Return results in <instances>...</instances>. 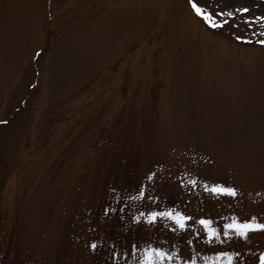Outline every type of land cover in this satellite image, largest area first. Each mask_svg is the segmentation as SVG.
<instances>
[{
    "label": "rangeland",
    "instance_id": "374dc122",
    "mask_svg": "<svg viewBox=\"0 0 264 264\" xmlns=\"http://www.w3.org/2000/svg\"><path fill=\"white\" fill-rule=\"evenodd\" d=\"M197 2L250 12L212 28L189 0H0V264H126L144 240L254 264L264 232L206 244L196 221L264 217V45L235 38L264 0ZM168 207L183 231L132 219Z\"/></svg>",
    "mask_w": 264,
    "mask_h": 264
},
{
    "label": "snow or ice",
    "instance_id": "6c2138e0",
    "mask_svg": "<svg viewBox=\"0 0 264 264\" xmlns=\"http://www.w3.org/2000/svg\"><path fill=\"white\" fill-rule=\"evenodd\" d=\"M191 8L195 14L200 16L210 27L219 28L228 22L224 17L233 18L237 13L243 14L250 12L248 7L240 6L235 10H226L224 12L217 11L215 14L205 11L201 6H198L197 0H189ZM219 17V19H218ZM244 23H247L249 28L253 26L255 22H261L260 27L254 31L251 38L245 36L235 37L237 40H243L244 42H255L260 45H264V39H256L257 36H264V13L258 16H246L243 19ZM237 25H234V27ZM0 123H7L6 120H0ZM148 180L153 179V175L147 176ZM195 183V181H190ZM205 190L216 194H226L228 196H235L237 190L231 186H225L221 183H213L211 187L205 185ZM145 195L144 188L139 189V196ZM151 199V197H149ZM135 221L145 220L148 224H155L158 220L171 221L174 224L172 228L173 232L183 231L188 227L187 222L192 218L181 211L175 210L172 207L165 208L163 210H148L141 212L132 218ZM196 223L202 226L203 236L202 239L206 244L219 243L227 244L233 239V237H239L241 239L248 238L250 233L264 232V217L258 218L256 215L251 217L238 218L236 215H232L227 222L223 223L222 229L218 230L212 225L211 219L204 217L199 218ZM199 235V233H197ZM223 236L224 239H221ZM191 244L192 241L188 240ZM93 249L97 247L95 242L90 245ZM175 249V245L172 246ZM123 255L129 257L126 264H197V256L190 255L187 257L181 256L178 250H169L163 247L161 244H154L148 240L142 242H132L127 250L123 252ZM238 251H226L223 249L213 250L211 256L205 255L203 257V264H233V257H239ZM117 252H112V257L117 258ZM254 264H264V250H260L257 256L254 258Z\"/></svg>",
    "mask_w": 264,
    "mask_h": 264
}]
</instances>
